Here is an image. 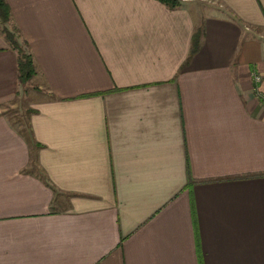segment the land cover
I'll use <instances>...</instances> for the list:
<instances>
[{
    "label": "crops",
    "instance_id": "obj_1",
    "mask_svg": "<svg viewBox=\"0 0 264 264\" xmlns=\"http://www.w3.org/2000/svg\"><path fill=\"white\" fill-rule=\"evenodd\" d=\"M4 1L0 264H264V0Z\"/></svg>",
    "mask_w": 264,
    "mask_h": 264
},
{
    "label": "trees",
    "instance_id": "obj_2",
    "mask_svg": "<svg viewBox=\"0 0 264 264\" xmlns=\"http://www.w3.org/2000/svg\"><path fill=\"white\" fill-rule=\"evenodd\" d=\"M157 1L164 4L169 9H175L181 5V0ZM10 21V9L4 0H0V23L8 25ZM1 32L3 33L5 39L8 41L10 47L17 52L18 78L20 83H25L36 74V68L33 62L32 55L27 49V44L25 41L22 42V44L27 49V51H24L22 45L19 43L15 26H13V30L8 29L6 26V28L1 29ZM200 35V30H196V32L193 34L191 43V53H194L197 50L199 46Z\"/></svg>",
    "mask_w": 264,
    "mask_h": 264
},
{
    "label": "rangeland",
    "instance_id": "obj_3",
    "mask_svg": "<svg viewBox=\"0 0 264 264\" xmlns=\"http://www.w3.org/2000/svg\"><path fill=\"white\" fill-rule=\"evenodd\" d=\"M5 25L7 26L8 29L13 30V26L10 23L8 25L7 24H4V23L3 24L0 23V30L6 28ZM19 43L22 45L23 50L24 51H27L26 47L21 42H19ZM35 76H36V74L34 76H32L28 81H26L24 83L25 84L24 86L26 88V90H24V93L27 91L28 94L34 93V95H39L42 91L44 92V89H42L41 87H39L40 84L36 80ZM44 94H45V97L46 98H50V96H49L48 93L44 92ZM15 112H16V110L12 111V113H15ZM21 112L22 113H18L15 116V118L18 119L17 121L20 122V125L22 126V128H28L27 125H26L25 115H27L30 112V109L29 108L28 109H25V110L24 109H21Z\"/></svg>",
    "mask_w": 264,
    "mask_h": 264
},
{
    "label": "built area",
    "instance_id": "obj_4",
    "mask_svg": "<svg viewBox=\"0 0 264 264\" xmlns=\"http://www.w3.org/2000/svg\"><path fill=\"white\" fill-rule=\"evenodd\" d=\"M253 80L255 82L254 91L256 92L257 97L261 100L262 105L264 106V91H260L257 84L262 80V77L258 74H253Z\"/></svg>",
    "mask_w": 264,
    "mask_h": 264
}]
</instances>
